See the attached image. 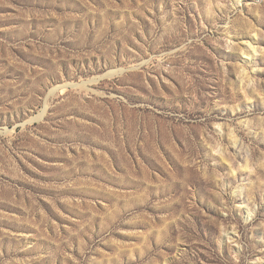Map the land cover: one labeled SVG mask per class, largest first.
I'll list each match as a JSON object with an SVG mask.
<instances>
[{"label":"rangeland","instance_id":"1","mask_svg":"<svg viewBox=\"0 0 264 264\" xmlns=\"http://www.w3.org/2000/svg\"><path fill=\"white\" fill-rule=\"evenodd\" d=\"M0 264H264V0H0Z\"/></svg>","mask_w":264,"mask_h":264},{"label":"bare ground","instance_id":"2","mask_svg":"<svg viewBox=\"0 0 264 264\" xmlns=\"http://www.w3.org/2000/svg\"><path fill=\"white\" fill-rule=\"evenodd\" d=\"M251 211L249 210V209H247V216H246V218L248 219L249 217H251ZM230 237V236H229Z\"/></svg>","mask_w":264,"mask_h":264}]
</instances>
